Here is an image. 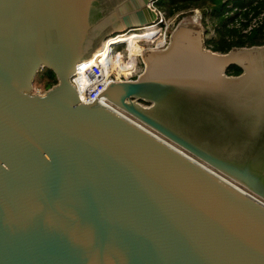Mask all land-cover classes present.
<instances>
[{"label": "water", "instance_id": "95a60500", "mask_svg": "<svg viewBox=\"0 0 264 264\" xmlns=\"http://www.w3.org/2000/svg\"><path fill=\"white\" fill-rule=\"evenodd\" d=\"M157 1L0 0V264H264V46L179 23L94 104L70 81Z\"/></svg>", "mask_w": 264, "mask_h": 264}, {"label": "trees", "instance_id": "16d2710c", "mask_svg": "<svg viewBox=\"0 0 264 264\" xmlns=\"http://www.w3.org/2000/svg\"><path fill=\"white\" fill-rule=\"evenodd\" d=\"M121 1L123 0H105V5L102 3L104 12L110 13L112 6ZM157 6L166 13L167 19L178 17L177 23L183 18L191 17L195 10H199L202 15L201 22L205 26V45L213 52L227 54L235 48L264 46V0H159ZM214 22V35L208 37L209 31L206 27ZM151 32L147 30L142 34L148 35ZM113 43L108 44L112 53L115 48L125 46L128 42L124 37ZM99 62L95 60L92 66ZM242 72L239 66L233 65L228 75L239 76ZM35 84L37 89L45 92L57 85L58 80L52 71L44 69L37 76Z\"/></svg>", "mask_w": 264, "mask_h": 264}, {"label": "built area", "instance_id": "2783aa9c", "mask_svg": "<svg viewBox=\"0 0 264 264\" xmlns=\"http://www.w3.org/2000/svg\"><path fill=\"white\" fill-rule=\"evenodd\" d=\"M157 3L158 1L150 5V8L157 13V21L154 23L152 22L145 27L133 29H143L142 31L144 32L147 30L151 32L154 28H157L158 32L152 33V37L149 39H142L138 42L140 45L143 44V51L133 57V59L136 60V66L138 67L129 75L130 79L125 78L123 75L128 68L132 67V58L126 56L127 51L122 47L119 49L115 48L113 57L110 60H103L95 66H92V63L89 62L90 59L83 60L77 64L76 71L72 74L70 81L83 104H94L96 100H99L98 97L109 88L110 84L124 83L132 81L133 79H139L145 70L143 54L145 52L162 51L168 47L170 43L172 23L170 25L166 13L158 8ZM131 31L132 30H128L125 33L113 35L107 38V42L110 40H116L120 36L128 34ZM102 48L103 47L99 50L101 51ZM118 60L120 62L119 64L117 63ZM138 60H141V66L138 63ZM106 61L108 63H106ZM118 74H120V78L119 81H116L114 76ZM37 92L40 93V90L37 89Z\"/></svg>", "mask_w": 264, "mask_h": 264}, {"label": "rangeland", "instance_id": "374dc122", "mask_svg": "<svg viewBox=\"0 0 264 264\" xmlns=\"http://www.w3.org/2000/svg\"><path fill=\"white\" fill-rule=\"evenodd\" d=\"M134 6V5H133ZM201 12L199 10H195V12H193L192 16L191 17H186V18H183L182 20H180V22L177 23V20H178V17H174V18H168L169 19V23L171 25L172 23V27L171 29H175V27L179 24V23H183V24H186V23H191V24H196L198 26H200L202 28V32L204 30L205 32V26L202 24L201 22ZM214 25H215V22L214 24H210L209 26L206 27V29L209 31V35L208 37H211L214 35ZM131 28L128 27L126 24H122L121 27L119 28H116L115 25L113 24L112 27L101 37L97 47H96V51H95V54L94 56L90 59V63L94 62L95 60H98L100 62H102L103 60H110L112 57H113V54L108 46L109 43H113V40H110L109 42H107V38H109V36L111 34H120V33H125L126 31L130 30ZM136 29V28H135ZM143 29H139V30H132L130 33H128L126 36L123 35V36H120L118 39L120 38H127V45L125 46H122L123 49H125L127 52H126V56L128 57H131L132 59V67L128 68V70L124 73V77L127 78V79H130L129 78V75L132 73L133 70H136L138 66H136V60L133 59L134 56L140 54L142 51H143V44L140 45V43H138L140 40L142 39H149L150 37H152V35H149V36H146V37H143V38H139L141 36H144L142 33L144 31H142ZM172 30V31H173ZM172 33V32H171ZM203 39L205 41V35L203 34ZM106 47L105 50H103V52L99 53L100 50L97 52V50L100 48V47ZM128 46V47H127ZM102 48V49H103ZM121 48V47H120ZM107 49V50H106ZM119 49V48H118ZM111 53H110V52ZM97 52V53H96ZM146 53V52H145ZM98 54V56L96 57V55ZM102 58V60H101ZM100 59V60H99ZM106 63H108L106 61ZM117 63L119 64V60L117 61ZM138 63L139 65L141 66V60H138ZM114 77H117V78H120V74L118 75H115ZM136 79H133L132 81H129V82H134ZM35 83V82H34ZM34 87L37 88V84H34ZM39 90V89H38ZM41 91V90H40ZM41 93H44L43 91H41Z\"/></svg>", "mask_w": 264, "mask_h": 264}, {"label": "bare ground", "instance_id": "6f19581e", "mask_svg": "<svg viewBox=\"0 0 264 264\" xmlns=\"http://www.w3.org/2000/svg\"><path fill=\"white\" fill-rule=\"evenodd\" d=\"M156 32H158V30H157V28L154 30V32H151V33H149L148 35H144V36H141V37H139V38H143V37H146V36H149V35H152V33H156ZM119 39H116V40H113V42H117ZM109 42V41H108ZM112 42V41H111ZM114 44V43H113ZM114 47V46H113ZM128 47V46H127ZM105 48L106 47H104L100 52H98V53H101V52H103V50H105ZM226 57V56H225ZM91 61V60H90ZM89 61V62H90ZM115 78V80L116 81H119V78H117V77H114ZM135 82V81H134Z\"/></svg>", "mask_w": 264, "mask_h": 264}, {"label": "flooded vegetation", "instance_id": "af4514ba", "mask_svg": "<svg viewBox=\"0 0 264 264\" xmlns=\"http://www.w3.org/2000/svg\"><path fill=\"white\" fill-rule=\"evenodd\" d=\"M126 32H127V31H126ZM126 35H127V34H126ZM126 35H125V36H126Z\"/></svg>", "mask_w": 264, "mask_h": 264}]
</instances>
